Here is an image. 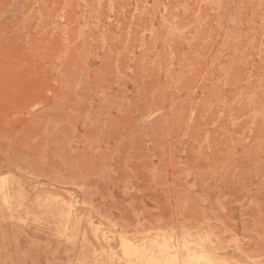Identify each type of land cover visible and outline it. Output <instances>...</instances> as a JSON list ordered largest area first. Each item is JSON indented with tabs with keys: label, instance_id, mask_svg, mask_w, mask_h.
<instances>
[{
	"label": "rangeland",
	"instance_id": "obj_1",
	"mask_svg": "<svg viewBox=\"0 0 264 264\" xmlns=\"http://www.w3.org/2000/svg\"><path fill=\"white\" fill-rule=\"evenodd\" d=\"M129 244L264 264V0H0V264Z\"/></svg>",
	"mask_w": 264,
	"mask_h": 264
},
{
	"label": "bare ground",
	"instance_id": "obj_2",
	"mask_svg": "<svg viewBox=\"0 0 264 264\" xmlns=\"http://www.w3.org/2000/svg\"><path fill=\"white\" fill-rule=\"evenodd\" d=\"M157 250V247H153ZM143 250H139L137 246L128 245L122 250V257L129 264H154V262L150 261L148 258L145 257ZM199 264H208V262L203 259L202 257L198 256L195 258Z\"/></svg>",
	"mask_w": 264,
	"mask_h": 264
}]
</instances>
